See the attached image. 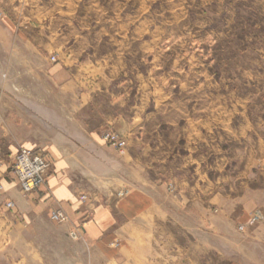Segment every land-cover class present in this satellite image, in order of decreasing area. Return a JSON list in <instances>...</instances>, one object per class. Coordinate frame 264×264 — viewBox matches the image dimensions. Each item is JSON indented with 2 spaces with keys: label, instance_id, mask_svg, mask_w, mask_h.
<instances>
[{
  "label": "rangeland",
  "instance_id": "rangeland-1",
  "mask_svg": "<svg viewBox=\"0 0 264 264\" xmlns=\"http://www.w3.org/2000/svg\"><path fill=\"white\" fill-rule=\"evenodd\" d=\"M0 12L47 43L51 62L66 61L79 92L99 95L98 112L132 119L131 137L140 139L135 154L142 141L151 155L168 148L190 153L235 192V179L254 177V166L264 163V0H0ZM4 79L1 152L16 144L46 158L42 140L62 137L46 117L34 115L30 100L15 99L21 86L30 93V75L0 49ZM98 112L93 124L101 121ZM102 136L118 151L129 142L113 129ZM19 148L10 158L15 178ZM4 194L1 206L10 200Z\"/></svg>",
  "mask_w": 264,
  "mask_h": 264
},
{
  "label": "crops",
  "instance_id": "crops-1",
  "mask_svg": "<svg viewBox=\"0 0 264 264\" xmlns=\"http://www.w3.org/2000/svg\"><path fill=\"white\" fill-rule=\"evenodd\" d=\"M0 49L30 75V93L21 86L15 99L30 100L34 115L46 117L62 137L42 140L52 167L45 184L29 194L9 170L19 146L10 144L6 155L0 147V183L5 198L15 202L13 208L0 205V264H264L262 161L254 177L235 179V192L226 189L225 177L216 181L208 161L200 169L190 153L168 148L151 155L142 141L135 154L140 139L131 137L132 119L98 112L99 95L79 92L66 61L51 62L47 43L5 14ZM20 110L16 106L15 114ZM96 112L101 121L93 124ZM104 128L128 135L126 149L105 141ZM56 208L68 213V223L51 220ZM77 226L84 239L69 236Z\"/></svg>",
  "mask_w": 264,
  "mask_h": 264
},
{
  "label": "built area",
  "instance_id": "built-area-1",
  "mask_svg": "<svg viewBox=\"0 0 264 264\" xmlns=\"http://www.w3.org/2000/svg\"><path fill=\"white\" fill-rule=\"evenodd\" d=\"M2 13L0 12V19ZM53 60L55 58L53 57ZM107 139L115 140V136L110 134L106 135ZM50 162L42 155L30 148H21L15 156L13 169L22 192L24 194L32 193L40 189L46 182V177L50 169ZM4 194L3 185L0 184V197ZM6 206L13 208L15 202L8 200ZM51 220L58 224H64L69 222L68 213L62 208H56L52 211ZM256 218L251 222H255ZM245 227L241 226L243 230ZM69 235L74 239H84L85 233L83 227H73Z\"/></svg>",
  "mask_w": 264,
  "mask_h": 264
}]
</instances>
